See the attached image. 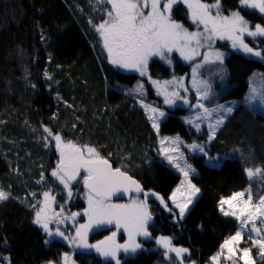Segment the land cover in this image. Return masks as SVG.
Listing matches in <instances>:
<instances>
[{"label": "trees", "instance_id": "obj_1", "mask_svg": "<svg viewBox=\"0 0 264 264\" xmlns=\"http://www.w3.org/2000/svg\"><path fill=\"white\" fill-rule=\"evenodd\" d=\"M238 4L239 0H221L225 13L238 10ZM110 9V4L99 0H0V190L10 193L8 200L0 202V256L8 257L10 264H63L65 251L70 264H114L56 238L46 245L47 234L33 222L38 210L33 205H39L46 191L55 198L61 217L82 212L86 206L84 175L78 177V184L73 182L71 199L51 176L58 154L45 128L65 142L95 148L114 167L136 178L144 191L158 194L167 204L180 177L159 156L157 136L179 134L188 142H206L205 130L198 133L182 121L186 107L163 106L145 83V99L166 111L159 132L151 127L137 102L141 96L126 90L145 79L109 62L94 27L107 18ZM241 14L263 23L258 13L244 10ZM173 19L188 23L180 4L174 6ZM218 46L228 50L226 43ZM228 52L223 63L230 83L225 99H239L248 89L251 74L264 71V62L232 49ZM171 57L173 69L152 58L151 75L168 78L189 72V63L176 52ZM205 148L222 161L211 165L203 153L187 156L197 171L191 179L200 192L183 219L173 207L169 212L155 198L148 199L153 214L148 231L154 239L165 235L173 238L174 246L187 248L184 263H208L236 230V220L219 210L221 198L248 186L253 199L264 194V175L249 180L246 173V169L264 168V115L245 103L237 106ZM65 227L75 235L71 225ZM105 231L94 232L92 238ZM140 242L142 248L133 256H123L121 264H179L175 255L165 257L164 249L154 247L153 240L141 238ZM252 257L254 264H264L255 249Z\"/></svg>", "mask_w": 264, "mask_h": 264}, {"label": "snow or ice", "instance_id": "obj_2", "mask_svg": "<svg viewBox=\"0 0 264 264\" xmlns=\"http://www.w3.org/2000/svg\"><path fill=\"white\" fill-rule=\"evenodd\" d=\"M100 3L111 4V9L107 11V18L102 23L95 25L96 31L103 42V48L107 51L109 62L123 69H134L140 73L142 77L147 76L152 84L156 85L158 93L164 96V103L174 105L177 100H182L183 104L190 109H197L195 116L186 117L185 123L191 124L199 132L201 130L200 123L197 121H210L208 129L211 133L208 140L215 138L217 129L224 124L227 116L231 115L235 107L238 105L236 101L226 102V104H217L214 108L206 107L204 101L212 102L214 94L211 92V85L207 80L198 78L199 72L206 64L222 66L226 53L217 51L213 48L216 40H227L231 42L232 49L238 50L246 56L257 58L264 62V25L259 23L254 26L241 15V11L248 10L250 13H258L264 19V0H239L238 10L232 11L230 15H222L221 0H215L214 3H202L201 0H99ZM183 3L186 5L189 19L196 25V31H189L182 23L173 19L174 6ZM215 10V15H213ZM202 26V30H201ZM245 36L251 37L255 44L259 41L257 47H250L245 42ZM207 48V51L201 49ZM178 52L180 57L185 61H193L195 57L203 56V60L196 63L192 68V86L197 93V100L192 104L187 96H181L177 88H184V78L180 77L167 81L152 80L148 73L149 60L152 57H159L172 64L171 54ZM47 76V73H45ZM249 77V92L244 97V103L249 107L253 101H258L260 106L264 108V91H260L252 86L253 77ZM51 79V77H48ZM224 76H221V80ZM175 86L171 92L168 86ZM32 87H35L33 85ZM144 85L138 84L135 91L143 92ZM187 92L188 89L184 88ZM146 111L152 113L149 119L152 126L159 132L161 118L166 116L164 111L158 108H152L147 104H143ZM213 113L217 114L214 122H211ZM223 113V114H221ZM44 131L49 137L55 140L60 160L51 173L56 177L64 188L68 190L69 199L72 198L73 182L79 183L78 176L81 170L87 175L84 176L83 183L87 189L88 208L83 212L88 217L87 223L80 224L76 228L75 235H65L59 228L55 232L50 229L49 224L55 221L57 224H63L67 220L75 221L80 213H72L69 217H61V213H56L51 208L54 197L49 192H44V200L38 206L35 213L34 223L40 225L48 237H62L69 244L75 245L78 249H94L95 252L106 260L110 258L115 264H121L119 253L123 251L125 254H135L137 250L142 248L140 243L136 242L138 236L146 239L152 238V233L148 231L150 222L152 221V212L149 210L148 199L154 196L164 205L169 212L165 200L156 193L143 192L137 181L128 176L126 172L120 168H114L107 159L101 157L100 153L93 147L80 148L76 144L68 141L64 142L59 134L53 136V132L49 128ZM47 139V137H46ZM175 145L168 149L162 148V153L167 158L169 164L179 169L185 180L181 184L187 183L188 198L186 202L177 201V188L169 198L176 208L179 209V219H183L189 206L193 204L194 198L200 192L194 184L188 180L189 173H195V169L184 159V154L180 152V145L183 141L177 136L174 139L164 137L160 143L165 142ZM47 147V145H45ZM186 148L193 152H205L203 144L195 143L185 145ZM170 153H176V157ZM215 159V158H210ZM180 161L184 162L181 167ZM249 180L257 175H264V168H256L255 170L246 169ZM44 176H41V180ZM40 181H37L39 183ZM134 187L137 193H143V200H132L129 204H114L111 200L117 193H127ZM183 197V193L180 192ZM33 195H35L33 193ZM247 196L245 200L244 197ZM10 198V193L0 190V202ZM225 205L228 206L227 210ZM219 210L224 216L235 217L239 221V228L234 235L225 239L220 246V254L212 257L215 264L226 249L230 254L229 259L236 256L237 252L242 254L239 256L244 264H254L251 255V249H239V245L243 239V235L247 234L252 240L253 246L260 248V258L264 259V236L252 239L251 233H260L264 228V196L260 197L259 202H253L251 188L242 192H235L231 197L221 198L219 202ZM63 209H61V212ZM261 224V228L256 227V223ZM105 224H115L119 230L123 228L128 233V242L119 244L116 242L117 232H113L111 236L96 244L88 243V234L90 231L98 229ZM251 224V229L248 225ZM172 237L160 236L156 239V244L164 249V256L169 257L171 253H175V257L179 264H184V256L189 253L187 248L175 247L172 244ZM50 240H45V244H49ZM6 243V242H5ZM71 257L68 253L63 255V264H69ZM0 261L10 264L8 257L0 256ZM48 264H58V262L49 261Z\"/></svg>", "mask_w": 264, "mask_h": 264}, {"label": "rangeland", "instance_id": "obj_3", "mask_svg": "<svg viewBox=\"0 0 264 264\" xmlns=\"http://www.w3.org/2000/svg\"><path fill=\"white\" fill-rule=\"evenodd\" d=\"M165 2H166V0H165ZM214 2H215V0L210 1V2H208V1H207V2L202 1V3H208V4H211V3H214ZM110 5H111V4H110ZM180 5H181V6L184 8V10H185V16L187 17L188 23H187V24H183V23L180 22V21H177V20H175V21H177V22H179V23H182V24H183V25H184L189 31H196V30H197L196 25H194V24L191 22V20L189 19V13H188V10H187L186 5H184L183 3H180ZM234 11H236V10H234ZM231 12H232V11H231ZM231 12H229V13H225V12L222 10L221 14H222V15H230ZM213 15H215V10H213ZM241 15H242V14H241ZM245 19H246V18H245ZM246 20H248V19H246ZM248 21L250 22V25H252V26H254V25L257 24V23H259V24H261V25H264V19H263V21H262L263 23H261V22H251L250 20H248ZM201 30H202V26H201ZM249 41H253L252 38H251V37H247V36H245V42L249 44ZM258 42H259V41H258ZM222 43H226V44H227V46H228V50H224V48H221V47L218 46V44H221V45H222ZM249 46L255 48V47H257V42H256V45H250V44H249ZM213 48H214L215 50H217V51H220V52H224V53H226V56H227L228 53H229V52H228L229 49H232V47H231V42H230V41H227V40H219V39L216 40L215 44L213 45ZM207 50H208L207 48H205V49H201L202 52H203V51H207ZM232 51L242 53V52H240V51H238V50H235V49H232ZM176 53L179 55L178 52H176ZM242 54H243V53H242ZM244 55H245V54H244ZM226 56H225V57H226ZM179 57H180V55H179ZM249 57H251V56H249ZM152 58H154V57H152ZM152 58H150V60H151ZM157 58H159V57H157ZM171 58H172V57H171ZM159 59H160V58H159ZM181 59H182V58H181ZM150 60H149V61H150ZM160 60H161V59H160ZM182 60H183V59H182ZM202 60H203V56L195 57L193 61H185V60H183L184 62L189 63V65H190V69H189V72H188V73H186V74H182V75H176V74H174V75H172L171 77H168V78L156 77V76H152V75H151V73H150V71H149V68H148V73H149V75L151 76L152 80H158V81H161V82H163V81H167V80H172L174 77H175L176 79H179L180 77H183V78H184V81H183V83H184V88H187L188 91L185 92V91H184V88H177L176 90H178V91L180 92L181 96H187L188 100H189L192 104H195V103H196V100H197V93H196L195 88H193V86H192V79H193V76H192V68L194 67V65H195L196 63H199V62L202 61ZM161 61L164 62L167 66H169L171 69H173V65H174V60H173V59H172L173 62H172V64H170V65H169L168 63H166V61H164V60H161ZM116 67H117V66H116ZM117 68L120 69V70H122V71H124V72H127V73H135V74L139 75L140 77H142V76L140 75V73H139L138 71L134 70V69H123V68H119V67H117ZM198 72H199L198 78H199V79H202V80H207L208 83L211 85V92H212V94H214V99L212 100L211 103H209L207 100L204 101V104H205L206 107L214 108V107H216L217 104H226V102H230V101H236V102H238V105H237V106H240V105L242 106V104L244 103V97H245L246 93L249 92V86H248V89H247L246 93L243 95L242 98H239V99H233V100H232V99H225V96H226L227 90H228V88L230 87V83H229L228 80H227V78H228V71H227V69H226V67H225L224 64H223L222 66H216V65H212V64H206V65H204L201 69H199ZM253 73H255L256 75H255V77H253L252 86L255 87V88L258 90V93H259L260 91H264V71H259V70H258V71H254ZM253 73L251 74L250 77L253 76ZM222 75L224 76V79H223V80H221V76H222ZM142 78H144L145 80H144V81H143V80L138 81V82L135 83L133 86H131V88H130L129 86H126V87H127L126 90H130L132 94H136V95H138V96H141V99H140V98L137 99V102H138L139 106L143 109V111H144V113H145L147 119L149 120V122H150V124H151V127H153V126H152V121L149 119V116H150L152 113L146 111L145 108L143 107V104H147V105H149V106L152 107V108H158V107H156L154 104L150 103L149 101H147V100L145 99L146 93H148V88L146 87V85H144L145 83H147V85H150V86H151V88L153 89V93H154L155 97H156L157 99H160V102H161V104H162L163 106H165V107H169V108H175V107H186V109H187V113H185V114H183V115L181 116V119H182V121H183L184 123H185V119H184V118H186V117H190V116H195V115H196V113H197V109H194V108H193V109H190L187 105L183 104V101H182V100H177L176 103H175L174 105H167V104H165V103H164V96L158 93V90H157L156 85L152 84L151 80H149L147 76H144V77H142ZM248 82H249V81H248ZM138 84H143V85H144L143 92H141V93H138V92L135 91V89H136V87H137ZM174 87H175V86H173V85H169V86H168V91L171 92V91L173 90ZM158 97H159V98H158ZM237 106H236V107H237ZM236 107H235V109H236ZM244 107H245V105H244ZM251 107L255 108L256 111H258L259 113H262V114L264 115V108H262V107L260 106V104H259L258 101H253ZM158 109H159L160 111H164V112L166 113V111H165L164 109H162V108H160V107H159ZM221 114H223V113H221ZM229 116H230V115H229ZM229 116H227V118H228ZM165 117H166V116H165ZM165 117L161 118V121H162ZM216 118H217V114H216V113H213V115H212V117H211V122H214ZM227 118L225 119V121L227 120ZM209 122H210V121H208V120H205V121H203V122H201V121H197V123H200V125H201V130H200L199 132H198L197 129H196L195 127H193L191 124L185 123V124L190 125V126H191L196 132H198V133H201L202 130H205V131L207 132V139H206V142H203V143H202V142H197V141L188 142V141H186L183 137H181L179 134H173V135H158V136H157L158 151H159L158 154H159V156H160V157L166 162V164H167V165H168L173 171H175V172L179 175V177H180V179H179V181H178V184L173 188V190L171 191V193H170V195H169V197H168V202H169V204H167V205H168V208H170V206H171V207H173V208L176 210V212H177V216H178V217H179V209L176 208L175 204H173V202H172L169 198L171 197L172 193H173L177 188H180V192L183 193V197L181 196L180 192H178V193H177V201L180 202V203H184V202H186V199L188 198L187 183L185 182V184H183V185L181 184V182L185 180V177L183 176V173H182L179 169H177L174 165L169 164L167 158H166L165 155L162 153V148H168V149H171V148L175 147V145L170 144V143H168L167 141L165 142V144L161 145L160 141H161L164 137H169V138L174 139L175 137L179 136V137H180V140L183 141V143L180 145V152H182V153L184 154V159L187 161V163L190 164V165L192 166V168H194L193 164L188 160L187 156L190 155L191 153L199 154V152H198V151H197V152H193V151L189 150L188 148H186L185 145L192 144L193 142H195V143H199V144H203L204 146H206L207 144H209V143L212 141V140H211V141L208 140V136L211 134V133L209 132V129H208V126H207ZM221 126H222V125H221ZM153 129H154V128H153ZM218 129H219V128H218ZM218 129H217V131H218ZM154 130H155L156 133H158L156 129H154ZM217 131H216V133H217ZM64 142H65V141H64ZM53 143H54L55 148H56V143H55V140H54V139H53ZM65 143H67V142H65ZM72 143H73V142H72ZM74 144H75V143H74ZM77 146H78V145H77ZM78 147H80V146H78ZM80 148H82V147H80ZM82 149H83V148H82ZM205 150H207V149L205 148ZM56 151H57V148H56ZM205 152H206V151H205ZM206 153H207V152H206ZM57 154H58V160H57V162H59V160H60V155H59V152H58V151H57ZM170 154L173 155L174 158H175L176 155H177L176 153H170ZM210 158H215V159H211V160H210ZM206 161H207L208 163H210L211 165H218V164H220V162L222 161V157H221V156H211V155H209V154L207 153ZM180 164H181V167H184V162H183V161H180ZM194 169H195V168H194ZM195 170H196V169H195ZM52 171H53V170H52ZM196 174H197V171H195V173H191V172L189 173V176H188L187 179L190 180L192 184H194V183L192 182L191 177H192L193 175H196ZM56 180H57V179H56ZM57 181H58L59 184H61V183L59 182V180H57ZM61 185H63V184H61ZM194 185H195V184H194ZM195 186H196V185H195ZM196 187H197V186H196ZM197 188H198V187H197ZM248 188H251V186H248V187L245 188V189H248ZM245 189H243V190H241V191H239V192L245 191ZM46 192H49V191H46ZM251 192H252V189H251ZM43 193H44V192H43ZM43 193H42V196H41V198H40L39 204L42 203L43 200H44ZM49 193H50V192H49ZM151 193H154V192H151ZM50 195H51V193H50ZM198 195H199V193L197 194V196H198ZM51 196H52V195H51ZM252 196H253V192H252ZM262 196H264V194H263ZM262 196H261V197H262ZM151 197L155 198L154 196H151ZM196 198H197V197H196ZM196 198H194V202H195ZM228 198H229V197H228ZM143 199H144V197H143L141 194H134L129 200H113V201H111V203H114V204H129V203H131L132 200H143ZM155 199H156V198H155ZM226 199H227V198H226ZM244 199L246 200V199H247V196H245ZM259 199H260V198H258V199H253V202H254V203H257V202H259ZM84 200H85V204H86V206H85V208H84L83 210H80V211H82V212H79V211H73L72 213L75 212V213H80L81 215H83L84 210H85L86 208H88V199H87V191H86V190H85V192H84ZM156 200L160 203V201H159L158 199H156ZM165 202H166V201H165ZM194 202H193V203H194ZM192 205H193V204H192ZM192 205L189 206V209L191 208ZM161 206H163V208H164L165 210L168 211V209H166V208L164 207V205L161 204ZM224 207H225V209L227 210L228 206L225 205ZM51 208H52V210H53L54 212H56L55 205H54V201H52V203H51ZM56 213H59V211H57ZM72 213H71V214H72ZM186 213H187V212H186ZM71 214H70L69 216H71ZM81 215H78V216L75 218V221H72V220H67V221H65V223L59 225L58 228H59L61 231H63V232L65 233V235H69V236H71L70 233H68V232L65 231V230L68 229L67 227H65V225L69 224V225L72 226V228H73V233L75 234L76 228L79 227L80 224L87 223V220H88V217H87V216H84V217H85L84 220H80L79 218H80ZM69 216H68V217H69ZM233 218L236 220L235 217H233ZM236 222H237L236 230H235L234 233L231 234L230 236L234 235L235 232H236V231L238 230V228H239V221L236 220ZM52 224L55 225V224H57V223H56L55 221H52V222L49 224L50 229H52V231L55 232L56 229L51 228V225H52ZM251 227H252V225L249 224V225H248V229H251ZM256 227H257V228H261L262 226H261V224H260L259 222H257V223H256ZM103 229H104V231H105V229H107V230H106L105 232H103L101 235L92 238V235H93L94 232H96V231H102ZM113 232H117V236H116V242H117V243H119V244H124V243L128 242V239H129V238H128V233L125 232V231L123 230V228H121V229L118 230V229L115 227V224H105V225L100 226L98 229L89 232V234H88V243H89V244H96L97 242L104 240L106 237L111 236ZM163 236H165V235H163ZM230 236H228L226 239H228ZM259 236H264V228H262V231H261L260 233H256V232H252V233H251V237H252V239H257ZM159 237H160V236H156L155 239H154V237H152L151 240H153V241L155 242V246H154V247H161V248H162V246L156 244V239L159 238ZM167 237H168V236H167ZM54 238L66 242L70 247H75V245L69 244V242H68L67 240H64L62 237H56V236L48 237V240H51V239H54ZM141 238H143V240H148V239H146V238H144V237H142V236H138V237L136 238V242L141 244V242H140V239H141ZM141 245H142V244H141ZM173 246H174V245H173ZM175 247H176V246H175ZM75 248H76V247H75ZM243 248H249V249H251V255H252V256H253V250H254V249H255V251H256L257 254L260 253V248H259L258 246H253V244H252V240L249 239V237H248L247 234H244V235H243V239H242V241H241V243H240V245H239V249H243ZM76 249H78V248H76ZM162 249H163V248H162ZM78 250H81V251H93V252H95L94 249H78ZM137 251H138V250H137ZM64 253H68V251H65ZM64 253H63V255H64ZM95 253H96V252H95ZM68 254H69V253H68ZM96 254H97V253H96ZM171 254L175 255V253H171ZM219 254H220V247H219L218 251H216V252L210 257L209 262L206 263V264H214V262H213V260H212V257H214V256H218ZM241 254H242V253L238 251L237 254H236V256H233L231 259H229V258H227V257H229L230 254H229V253L227 252V250L225 249L224 252H223V254L220 255V258L218 259V261L215 262V264H244L243 260H240V259H239V256H240ZM97 255H98V254H97ZM133 255H134V254H125L123 251H121V252L119 253L120 258H122L123 256H133ZM102 258H103V257H102ZM103 259H105V258H103ZM108 259H110V258H108ZM252 259H253V257H252ZM110 260H111V259H110ZM253 261H254V259H253ZM113 262H114V264H115V261H113ZM69 264H70V263H69ZM184 264H195V263H194V262H189V263H184Z\"/></svg>", "mask_w": 264, "mask_h": 264}, {"label": "water", "instance_id": "obj_4", "mask_svg": "<svg viewBox=\"0 0 264 264\" xmlns=\"http://www.w3.org/2000/svg\"><path fill=\"white\" fill-rule=\"evenodd\" d=\"M38 58V57H37ZM36 58V59H37ZM35 62H36V60H35ZM109 161V160H108ZM109 163H111L110 161H109ZM112 164V163H111ZM113 166V165H112ZM114 167V166H113ZM114 168H117V167H114ZM83 171V169L81 170V172ZM84 172V171H83ZM85 173V172H84ZM87 174V173H86ZM127 175L128 176H131L130 174H128L127 173ZM79 177V176H78ZM132 177V179L133 180H135V181H137V183H139V181L136 179V178H134L133 176H131ZM139 185H140V187L143 189V187H142V185L139 183ZM83 186H84V183H83ZM85 188V187H84ZM86 189V188H85ZM87 190V189H86ZM143 192H146V191H144L143 190ZM134 194H141L143 197H144V195H143V193H137L135 190H134V187L129 191V192H127V193H123V192H121V193H117V195L116 196H114L113 198H112V200L111 201H113V200H129Z\"/></svg>", "mask_w": 264, "mask_h": 264}, {"label": "flooded vegetation", "instance_id": "obj_5", "mask_svg": "<svg viewBox=\"0 0 264 264\" xmlns=\"http://www.w3.org/2000/svg\"><path fill=\"white\" fill-rule=\"evenodd\" d=\"M201 2H202V0H201ZM81 174H82V175H84V176H85V175H87V174H86V173H84L83 171L81 172Z\"/></svg>", "mask_w": 264, "mask_h": 264}]
</instances>
